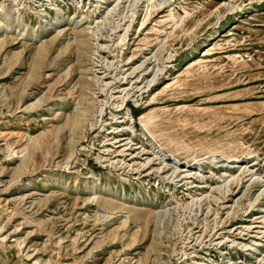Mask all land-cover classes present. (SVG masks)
Segmentation results:
<instances>
[{
    "label": "rangeland",
    "instance_id": "374dc122",
    "mask_svg": "<svg viewBox=\"0 0 264 264\" xmlns=\"http://www.w3.org/2000/svg\"><path fill=\"white\" fill-rule=\"evenodd\" d=\"M0 264H264V0H0Z\"/></svg>",
    "mask_w": 264,
    "mask_h": 264
},
{
    "label": "bare ground",
    "instance_id": "6f19581e",
    "mask_svg": "<svg viewBox=\"0 0 264 264\" xmlns=\"http://www.w3.org/2000/svg\"><path fill=\"white\" fill-rule=\"evenodd\" d=\"M162 155H163V154H162ZM172 160H173V161H176V162L179 161V159H178V158H175V157H173Z\"/></svg>",
    "mask_w": 264,
    "mask_h": 264
}]
</instances>
